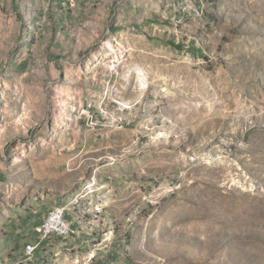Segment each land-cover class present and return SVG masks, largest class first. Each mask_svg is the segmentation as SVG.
<instances>
[{
  "label": "rangeland",
  "instance_id": "rangeland-1",
  "mask_svg": "<svg viewBox=\"0 0 264 264\" xmlns=\"http://www.w3.org/2000/svg\"><path fill=\"white\" fill-rule=\"evenodd\" d=\"M78 1L0 0V264H264V0Z\"/></svg>",
  "mask_w": 264,
  "mask_h": 264
},
{
  "label": "built area",
  "instance_id": "built-area-1",
  "mask_svg": "<svg viewBox=\"0 0 264 264\" xmlns=\"http://www.w3.org/2000/svg\"><path fill=\"white\" fill-rule=\"evenodd\" d=\"M58 1L69 10L76 7V0ZM35 233L37 235V242L25 247L24 255L27 259H31L40 245L51 237L67 238L74 233L66 219V209L64 207L51 209L44 220L35 228Z\"/></svg>",
  "mask_w": 264,
  "mask_h": 264
},
{
  "label": "crops",
  "instance_id": "crops-1",
  "mask_svg": "<svg viewBox=\"0 0 264 264\" xmlns=\"http://www.w3.org/2000/svg\"><path fill=\"white\" fill-rule=\"evenodd\" d=\"M80 2V0L77 2V4ZM78 203H80L81 205H82V207H84V206H86V209L88 208V203H87V201H85V199L83 198V200L82 199H80V200H77V198H74V197H72V196H70V197H65L64 198V200L60 203V206H57V207H64L66 210L67 209H77L78 208ZM53 208H56V207H52L51 209H53ZM50 209V210H51ZM49 210V211H50ZM48 211V212H49ZM83 212V211H82ZM75 213H77L76 211H75ZM79 217V216H78ZM66 219L68 220V222H69V224L74 228L76 225V223L74 222L75 221V219L74 218H72V216H66Z\"/></svg>",
  "mask_w": 264,
  "mask_h": 264
}]
</instances>
